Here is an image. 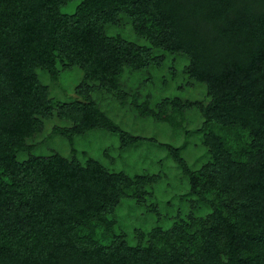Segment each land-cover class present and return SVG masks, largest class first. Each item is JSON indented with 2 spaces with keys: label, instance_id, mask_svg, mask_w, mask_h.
<instances>
[{
  "label": "trees",
  "instance_id": "16d2710c",
  "mask_svg": "<svg viewBox=\"0 0 264 264\" xmlns=\"http://www.w3.org/2000/svg\"><path fill=\"white\" fill-rule=\"evenodd\" d=\"M123 22L139 42L116 33ZM62 69L81 74L63 98L40 76ZM191 83L204 102L174 95ZM108 103L184 138L152 140L189 184L191 210L169 227L155 195L162 175L76 154L92 133L121 150L151 141ZM50 127L73 156L37 148ZM192 137L208 152L196 169L183 155ZM125 202L157 221L134 240L118 221ZM0 264H264V0H0Z\"/></svg>",
  "mask_w": 264,
  "mask_h": 264
},
{
  "label": "rangeland",
  "instance_id": "374dc122",
  "mask_svg": "<svg viewBox=\"0 0 264 264\" xmlns=\"http://www.w3.org/2000/svg\"><path fill=\"white\" fill-rule=\"evenodd\" d=\"M68 12H72L73 9H68ZM119 35L125 37L128 36L130 40L139 42L131 31V26L127 22L118 28ZM175 69L180 80L177 81L176 86L180 85L185 88L186 78L183 75L184 60L181 57H173ZM172 65V64H171ZM43 83L51 88L53 93L61 98L66 95L73 94L74 88L78 85L81 79L79 71H72L62 69L58 78L52 80L46 72L40 73ZM190 95L186 94L183 90H176L174 95H179L183 99H190V101H205L204 90L195 89L194 84L189 85ZM166 89L165 87H161ZM194 91V92H192ZM157 90L154 92L156 93ZM148 95L153 96V92L149 90ZM104 110L113 118L117 123L121 124L127 131L135 138L148 139L149 142L140 141L138 144H134L126 150H121L117 139L109 134L104 133H92L87 137L76 140L77 156L80 160L85 161L86 158H93L106 167L114 169L116 171H124L130 175H152L160 174L163 179L155 186L156 197L161 206V211L168 215L167 221H164L162 225L169 227L173 222L174 216L181 212L183 216L188 214L191 210L188 191L189 184L185 177H183L179 166H177L170 158L169 153L160 147L158 144L152 142L157 141L159 144H171L175 147H180L184 143V138L174 134L173 130L166 125L156 124L154 121L148 122L140 118L138 113L132 111L130 106L128 114H125L126 110L116 112L113 105L110 103L103 105ZM185 119L184 127L189 131H195L194 128L200 126L196 116L197 112L192 110ZM51 128L46 132L42 138H40L36 144L37 148H43L44 151L59 153L64 151L66 155L73 156L71 153V147L67 143H60L59 141L50 137ZM147 141V140H146ZM183 155L187 160L189 166L192 169L199 168L208 159V152L205 148L199 144L195 137L189 139L188 146L183 149ZM204 210H196L197 215H203ZM118 221L122 228L130 235V239L134 240L135 229H150L157 221L155 217H147L144 208L136 206L133 202H125L118 210Z\"/></svg>",
  "mask_w": 264,
  "mask_h": 264
}]
</instances>
